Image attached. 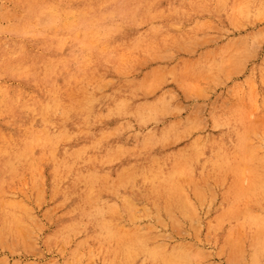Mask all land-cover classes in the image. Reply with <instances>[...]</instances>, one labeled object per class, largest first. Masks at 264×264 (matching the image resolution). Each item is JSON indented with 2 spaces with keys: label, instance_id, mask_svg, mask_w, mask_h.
Returning a JSON list of instances; mask_svg holds the SVG:
<instances>
[{
  "label": "rangeland",
  "instance_id": "374dc122",
  "mask_svg": "<svg viewBox=\"0 0 264 264\" xmlns=\"http://www.w3.org/2000/svg\"><path fill=\"white\" fill-rule=\"evenodd\" d=\"M17 51L42 83L50 63L64 94L91 87L126 108L92 128L114 156L84 200L54 191L34 143L0 170V264H264L250 194L264 180V0H0V144L13 151L25 115L10 108L38 86L13 76ZM160 163L171 184L141 186L136 169Z\"/></svg>",
  "mask_w": 264,
  "mask_h": 264
},
{
  "label": "bare ground",
  "instance_id": "6f19581e",
  "mask_svg": "<svg viewBox=\"0 0 264 264\" xmlns=\"http://www.w3.org/2000/svg\"><path fill=\"white\" fill-rule=\"evenodd\" d=\"M9 61L11 62L7 65L13 69L14 77L27 82H36L38 86L32 90V94L28 97L12 103L10 109L13 113L24 114L25 118L20 132L14 139L17 144L16 150L13 151L11 142L8 140L0 144V170H10L18 161L22 160L25 154L29 153V149L26 151L25 147L29 143H34V155L45 154L51 164L54 191L65 198L74 195L80 200L98 192L104 176L98 174L97 169H101L105 163L112 160L114 153L102 145L108 139L93 135L92 128L98 126L100 120L109 114H122L126 108L125 100L119 99L106 108L102 105L103 101L93 94L91 87H83L79 94H74V91L64 94L62 91L66 79H62L63 83L59 84L60 79L58 81L56 79L59 73L55 70L56 65L46 64L43 71L46 81L42 83L43 79L33 71L34 66L21 56L20 51L10 53ZM94 150L99 151L93 153ZM216 159L221 160L218 155ZM170 168L169 165L163 166L160 163L159 167L155 164L153 169H136L137 181L146 189L153 181L162 186L165 183L158 181L166 179L170 182V179L175 177ZM133 182L131 177H127L123 181L117 182V185L130 188ZM252 186L250 194L252 196L259 195L256 200L264 202V180L261 178V173H258L257 180L252 183ZM138 189L140 188L138 187ZM101 210L94 211L93 220L97 222L111 221L117 216V211H113L112 218L105 220L102 218ZM85 212V209L84 211L79 210L74 213L73 217L78 218ZM250 220H253V217ZM252 223V221L247 223L249 230H252ZM258 233L255 234V238H264V233ZM112 254L126 260L134 257L128 249L116 250ZM259 257L264 261V249L259 252ZM150 264H157V262L151 260ZM166 264H179V262L171 261Z\"/></svg>",
  "mask_w": 264,
  "mask_h": 264
}]
</instances>
